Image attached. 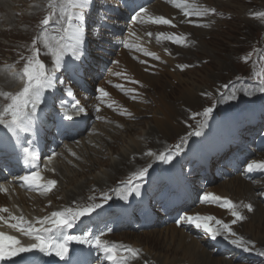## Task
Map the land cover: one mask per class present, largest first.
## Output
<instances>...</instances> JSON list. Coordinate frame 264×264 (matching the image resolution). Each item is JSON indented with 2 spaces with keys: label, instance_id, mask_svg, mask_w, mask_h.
Here are the masks:
<instances>
[{
  "label": "snow or ice",
  "instance_id": "6c2138e0",
  "mask_svg": "<svg viewBox=\"0 0 264 264\" xmlns=\"http://www.w3.org/2000/svg\"><path fill=\"white\" fill-rule=\"evenodd\" d=\"M169 2L176 8L181 9L185 18L196 17V20L187 19V22L198 27L207 26L200 24V19L209 14H215V9L195 7L188 0H182V2L169 0ZM93 3L94 0H52L48 5L51 11L40 21L41 32L31 43V55L27 58L24 56L20 57L25 62L22 70L13 76L14 80L22 81V89L15 94L0 92V96L9 101L0 108V126L4 130L3 134L0 135V150L10 148L16 154L17 160H22L25 166L39 167V156L34 146L35 142L32 140L26 141V134H34V129L40 121L41 105L47 102L46 93L55 90L58 84L63 85L65 83L57 75L61 70L64 72H75L80 69V64L74 62L81 61L85 54V43L88 37L86 19ZM257 15L264 18V13H258ZM145 16L148 22L153 25L176 26L173 23L175 18L168 19L163 15H149L148 10L143 7L135 12L132 20L133 22H142ZM50 30L59 35L49 36ZM147 35L151 37L152 33L148 32ZM156 38L158 41L165 39L180 45H183L185 41L184 37L176 36L175 34L166 35L163 32L158 33ZM38 43L42 44L46 49L44 54L51 57V68L46 67V64L40 59L42 53L40 48L37 47ZM125 47L130 46L126 44ZM144 54L159 60V57L154 53L145 52ZM247 59L246 57L245 62H247ZM178 67L183 70L189 65H179ZM132 83H138V81H132ZM224 89L225 92L220 93L221 100H236L238 91L245 96H252L256 93L264 95V72L255 73L253 82L250 85L237 89L234 84L231 85V88L226 84ZM229 89L230 94L226 95ZM98 91L100 92L98 99L103 101V98L108 93L104 89H99ZM66 95L68 97L73 96L70 88L67 90ZM108 107H112V105H108ZM70 108L74 114L85 113V108L80 105L79 101L72 102ZM96 111L99 112L100 108L97 107ZM213 111V107H207L202 113L193 114L192 119H195L196 116H201L202 120L198 122L196 129L189 133V136L198 137L202 135V129L207 127V121L212 117ZM61 119L74 122L73 115L68 114L67 110L61 114ZM186 144L187 138H182L181 143L176 144L173 149H169L167 152H161L157 155L149 151L145 155L155 157L159 162L171 163L176 156L181 154ZM72 155L75 154L73 153ZM52 158H54V155L49 157V159ZM151 168L152 165L149 164L129 177L125 184L124 192L119 196L121 201L128 202L130 197L140 193L144 182L148 179ZM245 170L249 173L255 170H264V161L249 162L246 164ZM18 180L22 182L21 186L29 190L38 191L41 194L52 192L57 185L56 180L41 183L42 177L38 171L20 176ZM6 191L7 189L0 185V192ZM161 195L164 196L166 194L162 192ZM89 199L92 201L96 200L95 197H89ZM99 199L101 201L99 203L92 202L86 206L67 207L60 211H53L50 215L36 218L34 222L25 220L23 215H12L9 213L8 208L0 207V213H8L7 218L0 215V222L33 241V243L24 246L16 237L0 232V264L5 261H13L14 257H20L19 262H14V264H39L38 259L33 261L22 255L27 253H31L34 256L38 253L41 256L56 257L60 261L65 262V264H71L70 246L72 244L85 245L88 248L95 249L109 264H127L128 254H131L132 257H138V251L118 247L102 240V236L106 234L104 231L93 233L87 230L86 225L80 234H74L70 231L82 224V218H90L94 213L99 216L100 211L98 210H103L105 205L112 200V196L105 193ZM201 199L202 202H217L221 207L226 208L233 217L231 224L213 216H201L198 214H185L177 218L176 223L180 224L183 222L193 225L196 229L202 230L211 239L223 236L237 247L250 251L249 244L251 242L237 237V234L232 230V225L244 219L239 211V206L230 199L221 198L212 193H204ZM244 207L249 212L253 211L251 204L244 205ZM213 222L215 226H213ZM108 231H111V229ZM87 255H91V253H87ZM260 255H264V253H260ZM44 264H47V262H44Z\"/></svg>",
  "mask_w": 264,
  "mask_h": 264
},
{
  "label": "rangeland",
  "instance_id": "374dc122",
  "mask_svg": "<svg viewBox=\"0 0 264 264\" xmlns=\"http://www.w3.org/2000/svg\"><path fill=\"white\" fill-rule=\"evenodd\" d=\"M0 1L4 2V0ZM25 1L27 2L24 3ZM208 1H210L211 5L216 7V15L217 13L219 14L216 18L221 22H217V19L214 18L213 21L216 22L212 26L213 28L210 31H207L205 35L201 36V41L198 33L192 32V29L189 30L193 33L194 39L197 41V47L195 48V51H183L184 59L182 62L188 64L197 63L199 67L187 70L183 74H172L170 69L173 68V62L165 61L163 64L153 63L155 65L153 68L154 75H149L142 73V69H140L136 64L131 63L125 56L123 57L125 63L133 69L135 78L143 82L145 86H149V89L146 90L148 95H145V101H148L149 104L145 106L138 104L129 105L132 112H135L136 118L138 119L137 122H128L126 120L113 118V121H117L120 123L121 127H124L123 129H120V131L113 125H99L97 127L99 135L96 136V141L93 143L94 145L88 149H81L76 152L78 158L77 160L70 159V163L64 165L61 163L62 171L74 181L73 185H77L79 181H82L85 178H87L85 182L89 183L91 182L92 177L98 176L108 169L105 164L89 168V160L91 157L96 155L101 150L103 152V162H115L116 158L120 154L124 151H129L131 146L136 142L144 141L148 136H150L151 131H156L160 122H163L161 121L163 117L167 114L173 113L170 108L171 106H182L183 110H185L189 106L186 99L194 97V99L197 98L195 102H193L196 103V106H189V108L199 109L203 105L202 94H207L209 92H217L218 94L224 89V85L226 84L229 85L230 88L233 84L236 88L240 87V84L235 83L245 78L242 74H246V70L249 67L248 60L247 62L243 61L241 63L239 59L241 56L240 54H245L244 56H241V58L247 56L248 59H254L256 55H261V53H258V44H256V42L258 41V37H260L259 39L261 42V36L264 30V21L260 23L258 20L252 19L250 16L251 14H258L259 11L256 6L263 4L264 7V0H228L227 2ZM24 2H16L14 6L18 9L17 13L13 11V16L15 18H13L14 23L11 26L0 28V31L2 32L6 29H16L15 31H18L19 33L17 36H15L16 34L11 36H7V34H5V36H3V33L0 32V35L3 36H0V57L3 59H7L10 56H16L20 59V50L23 42L27 43L29 40L32 42L33 39L40 34V17H45L48 12L51 11L48 5L52 2V0H24ZM22 4L24 7H22ZM40 4H42L41 8L43 9L41 13L38 14L35 12L36 10L39 11L36 8L33 10L34 12L30 10L34 6H38ZM154 7H157V5H154ZM12 10L13 9H10V11ZM31 12L32 14L28 15V13ZM22 16H29L33 18L30 25H28L29 23L27 21L26 25L23 24L18 26L16 19L21 18ZM245 16H247L248 19ZM4 19V14L1 13L0 21L3 22ZM50 32L49 36H51ZM42 46L43 45L40 43L37 44V47L40 48V50ZM44 52L45 51L41 52L43 54L42 60L49 58V56L44 54ZM22 61L23 63L25 62L24 60ZM2 74H7L5 69L2 71ZM9 87L10 86L7 85L6 89ZM3 88H0V90L2 91ZM62 95H55V97H58V99L63 102L64 97ZM2 100H4V98L0 97L1 103L3 102ZM241 100L244 99L242 98ZM250 101H253V99H250ZM47 113L48 112H46V114ZM167 116V118L171 121L170 126L162 131L161 136H158L160 140L165 141L163 149H166L170 143L177 142L180 137L184 136L186 131L187 120L184 119L185 113L181 116H176V118L169 115ZM169 135L172 136L168 137ZM197 144L198 142H195L194 147H197ZM109 146H114V149H110ZM161 152L162 151H156L154 153L159 154ZM198 153L199 152H197V154ZM148 161V158H146L145 162L139 164L138 167H141L142 165L146 166ZM205 166L207 165L205 164ZM239 179L241 178L234 177L225 183L233 182L234 180ZM225 183L214 186L212 190L215 192L219 186ZM112 184H114V182ZM112 184L109 185L111 186ZM65 186H67V184H64L62 188ZM233 188H237L238 190V186H234ZM69 189H71V187ZM43 198L46 199V197ZM46 201L48 202V200ZM61 203L68 204L69 201L64 198ZM207 212H209V210H207ZM249 223L243 226L245 229L241 227L240 232L249 235V237L253 239L255 236H261L262 239H264V229L263 231L258 230L257 223L252 226H250ZM173 228L175 227L170 226L165 229L141 232L137 234L123 232L113 235L110 239L112 241H123L124 243L131 244L134 247H138L139 245L144 247L143 250L146 255L151 254L159 264H167V262L172 261L173 257L176 255L178 259V261L176 260L177 262L186 260L180 253H172L173 250H170L171 248L168 246L170 243L169 236H171L170 234H172ZM159 236L163 239L168 238V243H163L161 240L159 241L157 239ZM257 243L264 247V244H261L259 241H257ZM197 246L201 249V251H206L198 241ZM179 257L181 258L179 259ZM215 259L221 260L222 262L225 261V259L220 257H215ZM226 262L228 264H238L231 263V261L227 260ZM193 264H202V261L197 260Z\"/></svg>",
  "mask_w": 264,
  "mask_h": 264
},
{
  "label": "bare ground",
  "instance_id": "6f19581e",
  "mask_svg": "<svg viewBox=\"0 0 264 264\" xmlns=\"http://www.w3.org/2000/svg\"><path fill=\"white\" fill-rule=\"evenodd\" d=\"M16 2H19V3L22 2L23 3L24 0H20V1L4 0V2L0 1V10L3 11L0 13L4 14V17H5L3 22L0 21V23H1L0 28L11 26L14 23L13 11H15L16 13L18 12V9H16L14 7ZM26 2L27 1H25L24 3H26ZM22 7H24L23 4H22ZM38 7L39 6H34L30 10L32 12H34L33 11L34 8L38 9ZM10 9H13V10L10 11ZM32 12L28 13V15H31ZM18 19H20V20H18ZM18 19H16L18 26H21L23 24L26 25L27 21L29 23L28 25H30V23L33 20V18L29 17V16H22L21 18H18ZM15 30L16 29H6L5 31L3 30L4 32H2V31H0V32L3 33V36H5V34H7V36H11L13 34H16L15 36H17L19 33H18V31H15ZM207 31H209V30H207V29L192 30V32L199 34L200 41H201V36L205 35L207 33ZM0 36H2V35H0ZM44 53H46V51ZM10 84H12L11 75L1 74V76H0L1 87L0 88L4 87L2 89V91L6 89L7 85L10 86ZM189 98L186 99V102L189 104L190 107H195L196 103H193V102H195V100L197 98L196 99H194V97H189ZM189 106H188V108H189ZM181 107L182 106H179V107H172L171 106L170 108L172 109L173 113L167 114V115H169L171 117H175V118H176V116L182 115V112H180ZM50 114L51 113H49V112L47 113V115H49V116H50ZM167 115H165L163 117V119L161 120L163 122H160V124L158 125V129L156 131H153V132L151 131L150 136H148L144 141L136 142L134 145L131 146V149H129V151H124L122 154H120L116 158L115 162L114 161L103 162V160H102L103 159V155H102L103 152L101 150L96 155L91 157L89 160V163H90L89 168H93L97 165L101 166V165L105 164L108 169L105 170L104 172H102V174L92 177V180L89 183L85 182L87 179V178H85L84 180L79 181V183L77 185H73L74 181L71 180V178L65 172L62 171L61 163H63V165L67 164V163H64L63 161H58L57 162L58 165L55 166L57 175L54 173L51 175H47V174H40V175H41L42 179H45L46 182L49 180H56L58 182L57 190L60 192V195L62 197L61 202L63 201L64 198L67 199L69 201V203L76 201L78 198L81 197V194H83V192L89 191L92 188L98 187V188L105 189L107 187H110L109 184H112L115 180H118L121 177V175H123V173H128L130 170L134 171L136 169H139L140 167H138V165L141 164L142 162H145L146 158H148V160H149L147 162V164H149L150 162H152L155 159V157L147 156V155H145V153H147L149 151L154 153L156 151L164 150L163 145H165V141L160 140L158 138V136H161L162 131L165 128L170 126L171 121L167 118L168 117ZM96 131L98 132L97 128H96ZM172 135H169L168 137H170ZM87 139L88 140H81V145L78 146V148L76 150L77 152L81 149H88L89 147H92L94 145L93 143H95V141H96V136L88 137ZM158 143H161V144H158ZM197 145H198L197 147H194L195 146L194 144L192 146V153H194V154H197V152H199L203 148L204 144L202 142H198ZM109 147H110V149L111 148L114 149V146H109ZM104 150H105V148H104ZM87 162H88V160H87ZM204 164H206V162ZM166 176L167 175L165 174V177ZM170 180H171V182L174 181L172 178H170ZM41 183H42V180H41ZM64 184H67V186L62 188L64 186ZM234 186H238V190H237V188H233ZM9 187H10L9 185L6 186L7 189H9ZM70 187H71V189H69ZM57 190H55L54 192H57ZM253 190H254V188L252 186L250 187V184L246 183L242 179H239V180H234L233 182L225 183V184L219 186V188L215 192L217 194L221 195L222 197H230V198L235 199V200H243V199L253 200L254 194H255L253 192ZM48 196L49 195H47V193H45V194L36 193L35 199L28 200L25 197L24 191H18L16 189L15 194H13V191L10 190V195L7 194V191L6 192H0V207H6V208H8L9 211H12L15 214L17 213V211H20L21 215H23L25 213L26 217H28L29 215H32V213L29 211V209L27 207V206H29L28 204L30 203L32 206H37L35 210L38 213H42V212L48 213L49 212V210L47 209L48 207H46L44 205V203H47V201L43 200L44 199L43 197L47 198ZM32 197H34V195ZM48 201H52L54 204H60L61 203V202H55L52 198ZM54 207H56V208H54L55 211L59 210L58 205H54ZM51 210H53V208ZM249 219H250V223H249L250 226L257 223L258 230L263 231V229H264V223H263L264 222V210L261 206L256 205V210L253 212V214L251 216H249ZM243 226H242V228L245 229V227H243ZM2 232H4L7 235H12V236L16 237L23 244L28 243V239L25 238V236H22L20 233L16 232L13 229H10L8 227H4L2 229ZM170 235H171V236H169L170 237V243L168 245L171 248L170 250H173L172 253H176V252L180 253L182 255V257L185 258L186 260L176 262V260L178 261V259L176 257L177 255H176L173 257L172 261L167 262V264H176V263L177 264H181V263L185 264L188 261L190 262V264H193L197 260H201L202 264H228L226 262V260L224 262H222L221 260L215 259V257H212L211 254L207 250L201 251V249H199L197 246V241L193 240L190 236L183 233L181 230L173 228L172 234H170ZM247 236H249V235H247ZM157 239L159 241L161 240L163 243L164 242L168 243V240H169L168 238L163 239V238H161V236H159V238H157ZM253 241H259L261 244H264V239H262L261 236H255ZM258 246L261 247V245H259V244H258ZM180 258L181 257H179V259Z\"/></svg>",
  "mask_w": 264,
  "mask_h": 264
}]
</instances>
